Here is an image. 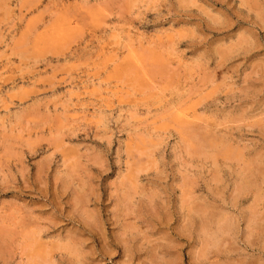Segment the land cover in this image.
Returning a JSON list of instances; mask_svg holds the SVG:
<instances>
[{"label":"rangeland","instance_id":"374dc122","mask_svg":"<svg viewBox=\"0 0 264 264\" xmlns=\"http://www.w3.org/2000/svg\"><path fill=\"white\" fill-rule=\"evenodd\" d=\"M0 264H264V0H0Z\"/></svg>","mask_w":264,"mask_h":264},{"label":"bare ground","instance_id":"6f19581e","mask_svg":"<svg viewBox=\"0 0 264 264\" xmlns=\"http://www.w3.org/2000/svg\"><path fill=\"white\" fill-rule=\"evenodd\" d=\"M201 146V145H200Z\"/></svg>","mask_w":264,"mask_h":264}]
</instances>
